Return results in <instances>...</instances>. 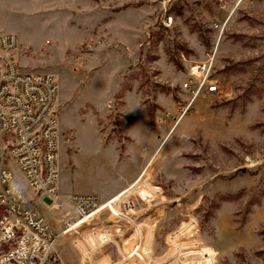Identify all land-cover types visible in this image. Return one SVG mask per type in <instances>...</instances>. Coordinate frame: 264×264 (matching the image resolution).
<instances>
[{
	"label": "rangeland",
	"instance_id": "rangeland-1",
	"mask_svg": "<svg viewBox=\"0 0 264 264\" xmlns=\"http://www.w3.org/2000/svg\"><path fill=\"white\" fill-rule=\"evenodd\" d=\"M0 33L23 72L58 80L61 194L104 201L124 176L121 193L158 192L132 198L150 263L264 264V0H0ZM206 62L221 92L192 102L183 85ZM101 220L121 246L134 231ZM72 239L50 264H82ZM119 256L111 243L86 263Z\"/></svg>",
	"mask_w": 264,
	"mask_h": 264
},
{
	"label": "built area",
	"instance_id": "built-area-1",
	"mask_svg": "<svg viewBox=\"0 0 264 264\" xmlns=\"http://www.w3.org/2000/svg\"><path fill=\"white\" fill-rule=\"evenodd\" d=\"M18 46L17 35L0 33V264H50L58 244L68 236L73 238L82 264L111 243L118 247L120 255L115 264H154L150 263L153 253L148 229L144 237L140 229L137 233L138 222L131 212L136 208L133 197L153 200L158 192L154 191L151 198L133 189L106 201L96 195L61 194L56 104L59 83L52 73L23 72L15 57ZM211 70L212 64L207 62L191 69V77L183 87L192 93V102L203 90L209 95L221 92V84L211 80ZM13 165L28 188L44 200V205L62 215L59 229L38 213L18 183ZM13 184L22 190L20 195L11 191ZM103 214L115 218V223L124 221L133 226L134 231L123 246L114 239L113 222L101 220ZM86 228L88 232L84 231ZM183 229L169 235L172 244L177 240L181 245L178 253L170 254L172 257L182 253L186 246Z\"/></svg>",
	"mask_w": 264,
	"mask_h": 264
},
{
	"label": "crops",
	"instance_id": "crops-1",
	"mask_svg": "<svg viewBox=\"0 0 264 264\" xmlns=\"http://www.w3.org/2000/svg\"><path fill=\"white\" fill-rule=\"evenodd\" d=\"M157 152H158V151H157ZM157 152H156V153H157ZM156 153L154 154V156L156 155ZM154 156H153V157H154ZM130 182H131V180H129V179H127V178H125V177L123 176V181H122V184L120 185V187L117 188V189H115L114 191H112L111 194L107 197L106 200H109L110 198L116 196L117 194H120L123 190H125V189L128 187V185L130 184ZM25 192H26V191H25ZM26 193H27V192H26ZM27 194H28V193H27ZM62 195H63L64 197H69V196H66V195H64V194H62ZM28 196L32 199V202L34 203V205H35V207H36L38 213H39L42 217H45V218L48 219L49 216L51 215V213H50L48 210H46V208H48V207H46V206L44 205V200H43L41 197L35 195L32 191H31V194H28ZM70 196H72V195H70ZM106 200H104V201H106ZM48 221H49V220H48Z\"/></svg>",
	"mask_w": 264,
	"mask_h": 264
},
{
	"label": "clouds",
	"instance_id": "clouds-1",
	"mask_svg": "<svg viewBox=\"0 0 264 264\" xmlns=\"http://www.w3.org/2000/svg\"><path fill=\"white\" fill-rule=\"evenodd\" d=\"M11 191L16 194V195H20L22 190L20 189V187L16 184L12 185Z\"/></svg>",
	"mask_w": 264,
	"mask_h": 264
}]
</instances>
